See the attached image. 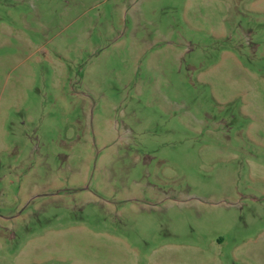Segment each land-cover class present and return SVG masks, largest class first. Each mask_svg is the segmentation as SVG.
Wrapping results in <instances>:
<instances>
[{
	"label": "rangeland",
	"instance_id": "obj_1",
	"mask_svg": "<svg viewBox=\"0 0 264 264\" xmlns=\"http://www.w3.org/2000/svg\"><path fill=\"white\" fill-rule=\"evenodd\" d=\"M0 264H264V0H0Z\"/></svg>",
	"mask_w": 264,
	"mask_h": 264
}]
</instances>
